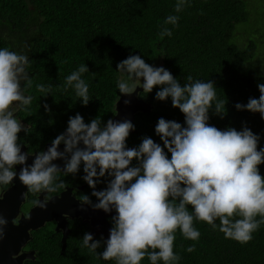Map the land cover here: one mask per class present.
<instances>
[{
	"label": "clouds",
	"instance_id": "9594fccd",
	"mask_svg": "<svg viewBox=\"0 0 264 264\" xmlns=\"http://www.w3.org/2000/svg\"><path fill=\"white\" fill-rule=\"evenodd\" d=\"M184 4L185 0H178L175 11H182ZM178 20V16L169 15L164 24L178 26ZM159 35L170 37L172 30L164 27ZM28 67V55L0 48V185H10L18 177L27 189L23 197L43 193V200H33L32 204L46 209L53 198L47 193L67 188L59 173L75 175L82 167V179L98 202L92 203L88 195L80 197V202L105 213L115 212L102 252H97L101 240H94L89 232L82 237V246L99 258L115 264H141L145 257L150 264H178L181 257L174 252L175 233L179 229L184 239L198 241L201 233L194 220L241 244L251 241L264 224V175L258 167L264 164V148L258 150L261 137L246 125L237 130L208 123L214 101L215 114L221 119L226 115V101L217 99L214 81L194 79L189 74L182 86L167 68L130 54L117 64L122 74L117 80L119 93L131 95L139 86L148 94L159 86L155 98L163 101L170 97L172 106L183 113V123L161 117L155 134L162 143L145 136L137 147H128L127 139L135 128L130 120L93 118L86 123L77 112L69 117L66 130L46 151L36 152L29 164L32 153L21 150L18 134L23 131L28 135L31 128L16 117L17 111H28L33 100L25 94L33 84ZM88 71L86 64H81L64 83L65 89L75 90L84 106L91 98L89 85L81 77ZM258 89V98L236 103L235 108L258 112L264 119V83L258 84ZM36 90L42 96L50 94V88L43 84H37ZM43 107L51 111L47 103ZM61 144L63 151L59 150ZM58 159L64 161L62 168L53 163ZM17 165L21 166L19 171ZM98 183H106V187L96 190ZM7 224L0 215V240ZM195 247L192 244L186 251L193 252Z\"/></svg>",
	"mask_w": 264,
	"mask_h": 264
},
{
	"label": "trees",
	"instance_id": "16d2710c",
	"mask_svg": "<svg viewBox=\"0 0 264 264\" xmlns=\"http://www.w3.org/2000/svg\"><path fill=\"white\" fill-rule=\"evenodd\" d=\"M178 0H0V48L26 54L27 71L33 81L25 90L33 96L28 111L17 114L30 125L25 138L37 140L38 146L52 141L67 128L70 116L80 113L86 123L97 118L107 121L120 95L117 64L130 54H139L146 63L171 71L181 85L185 77L214 81L217 99L225 100L226 115L221 119L213 108L209 124L220 129L243 126L261 139L264 148V119L260 113L237 110L236 103L247 104L260 95L258 84L264 83V0H185L183 10L175 11ZM169 15L179 17L178 26L164 24ZM172 35L160 37L162 28ZM5 36H3V35ZM81 64L89 71L82 79L89 85L87 106L72 88H64L65 78ZM37 84L50 88V94L36 90ZM159 86L151 93L138 91V98L150 103V110L137 111L131 121L135 128L127 139L128 147H137L149 136L162 143L155 134L159 118L183 123L184 115L171 104V98H155ZM47 103L51 111L46 112ZM170 155V154H169ZM264 175V164L258 166ZM106 183H98L102 190ZM189 211H192L189 206ZM239 218V217H235ZM257 219H260L258 216ZM219 225L220 221H215ZM200 231L198 241L184 239L177 229L174 252L178 264H264V224L253 233V239L241 244L225 239L211 225L194 220ZM66 247L50 231L44 230L34 259L24 264H115L105 261L82 246L85 231L72 225ZM101 240L97 252L104 250ZM195 244V251L186 248ZM151 251V249H150ZM141 264H150L145 257ZM158 264H163L162 261Z\"/></svg>",
	"mask_w": 264,
	"mask_h": 264
},
{
	"label": "flooded vegetation",
	"instance_id": "af4514ba",
	"mask_svg": "<svg viewBox=\"0 0 264 264\" xmlns=\"http://www.w3.org/2000/svg\"><path fill=\"white\" fill-rule=\"evenodd\" d=\"M18 112V111H17ZM16 117L21 120L22 123L25 122L20 118V116L16 113ZM111 118V117H110ZM19 143H22V151L32 153L29 156L28 163L31 164L34 159V154L40 150H44V147L47 143H51L52 141H46L43 146H38L39 142L37 140H31L25 138V134L21 131L19 134ZM63 145V144H62ZM63 151V149H60ZM53 163L58 164L61 168L64 165V161L61 159L53 161ZM20 165L15 166L16 171H19ZM84 173L81 167L80 172L77 174H69L65 176L62 172L59 173L61 179H63L66 183V189H59L55 193H47L49 198H52L48 202L47 208L48 211L41 209L39 207H35L32 204L33 200L41 199L43 200L44 194L40 193H29L27 198L25 199L22 193L26 192V186H24L17 178L14 179L13 183L10 185H0V194L3 195V199H0V215H3L7 220L10 219L13 226H19V230H16L12 233L5 234L3 240H0V250H4L6 248V241L10 242L9 248L15 251V253L11 254L12 259H17L19 255L28 253L32 254L33 257L24 258L22 264L26 260L34 259L36 257V252L38 251L41 245V236L44 230H49L51 235L54 236V239L58 240L60 243V249H62V237L65 233V247L66 243L69 239V235L73 230L72 225H74L79 230L90 232L92 223L90 218H83L80 216L72 217L65 212L69 208L68 203H72L73 200H76L78 203L80 202V197L83 195H88L91 199L92 203H97L98 200L95 196H92L93 189L88 186L87 182L82 179ZM73 199V200H72ZM82 204V203H81ZM87 205L90 211H95L98 209H94L90 204ZM32 208L39 209L37 213V217L45 216H54L57 211L61 213V216L64 218L63 222H60L59 225L57 221L52 219L51 221H45L42 226L37 228H28L26 236V231L21 230L23 227V223L21 221L26 222V216L30 215V211ZM50 208L55 209L54 212H51ZM100 222L105 223L107 220L108 224L112 227L111 216H105L104 218H97ZM58 225V226H57ZM101 236L102 243L104 244V236L102 231L99 229L93 234V237Z\"/></svg>",
	"mask_w": 264,
	"mask_h": 264
},
{
	"label": "water",
	"instance_id": "95a60500",
	"mask_svg": "<svg viewBox=\"0 0 264 264\" xmlns=\"http://www.w3.org/2000/svg\"><path fill=\"white\" fill-rule=\"evenodd\" d=\"M141 87H137L136 91L131 94V95H122L120 94L118 96V98L120 97V99L116 100V102L114 103V111L117 107L118 109V115L115 116H111L112 119L114 120H125L128 119L130 121L133 120L134 118V114L137 111H148L150 110L151 106L149 102H146L145 100H143L142 98H138L137 94L138 91L141 90ZM128 100L130 101V103L125 104L124 101ZM51 145V143H47L44 147V150L46 151L47 148ZM63 145H60V149H63ZM59 149V150H60ZM73 200V199H72ZM50 205V204H48ZM69 208L67 210H65V212L67 214H69L72 217L75 216H80L83 218H90L91 223H92V227L89 233H91L92 235L96 232L97 229L100 228V230L103 233L104 236V241L107 240L108 236H109V229L111 228V226L108 224L107 220H105V223L100 222L97 218L98 217H102L104 218L105 216H111L114 215L115 212L112 213H105L104 210L102 209H98L95 211H90L87 207V205L78 203L76 200H73L72 203H68ZM45 211H48V208L44 209ZM51 212H54L55 209L50 208ZM39 212V209L37 208H32L30 211V219H26L25 221H21L23 223V227L21 230H25L26 231V236H28L27 230L28 228H37L39 226H42L45 221H51L52 219L55 218V220L57 221L58 225L60 222L64 221V218L61 216V213L59 211L56 212L55 217L54 216H45L42 215L41 217H37V213ZM57 225V226H58ZM19 226H13L12 222L10 219H8V224L5 228V234H9L12 233L16 230H19L18 228ZM6 241V248L4 250H0V264H22V261L24 258L27 257H33L32 254H28V253H24L19 255V257L17 259H12L11 258V254L15 253V251H13L12 249L9 248V246L11 245L10 242L8 240ZM62 249L65 248V233L63 234L62 237Z\"/></svg>",
	"mask_w": 264,
	"mask_h": 264
},
{
	"label": "rangeland",
	"instance_id": "374dc122",
	"mask_svg": "<svg viewBox=\"0 0 264 264\" xmlns=\"http://www.w3.org/2000/svg\"><path fill=\"white\" fill-rule=\"evenodd\" d=\"M3 35V34H2ZM4 36V35H3ZM5 37V36H4ZM258 41L263 45V43H262V41H264V37H263V35L261 34V35H259L258 36ZM262 48H264V46L262 47ZM261 64H264V63H261Z\"/></svg>",
	"mask_w": 264,
	"mask_h": 264
}]
</instances>
